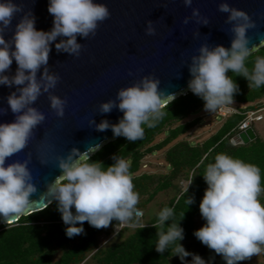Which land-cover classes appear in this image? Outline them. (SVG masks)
<instances>
[{
	"label": "clouds",
	"instance_id": "9594fccd",
	"mask_svg": "<svg viewBox=\"0 0 264 264\" xmlns=\"http://www.w3.org/2000/svg\"><path fill=\"white\" fill-rule=\"evenodd\" d=\"M183 2L186 7L193 5V0ZM48 11L54 17L53 27L48 31L38 30L31 11L25 12L16 0H0V85L21 86L7 97L15 120L0 123V223L27 213L32 203L30 196L37 191L29 168L31 153L23 161L5 164L7 158L29 145L34 130L46 120V114L33 106L34 103L47 93L57 116L65 115L67 99L51 91L60 80L59 74L48 66L52 43L61 37L55 43L57 52L78 57L84 44L79 43L77 37L87 40L94 36L99 25L111 15L107 4L98 0H49ZM218 11L228 14L225 22L230 25V47L204 43L187 63L191 75L188 89L204 101V110L208 113L234 102V95L240 89L233 75H228L229 71L246 78L249 88L264 86V57H256L251 70L246 65L247 59L257 51L253 45L249 46L251 37L248 35L249 30L256 27L255 21L246 10L227 0L218 4ZM18 13L24 14L11 38L6 39L5 32L12 27V20ZM192 20L204 25L210 22L198 7L192 8L191 15L186 16L183 23L187 25ZM145 32L148 35L156 33L153 21H147ZM13 60L18 67L14 75H8ZM42 67L43 73L38 76ZM160 84V78L148 74L119 88L115 98L99 106L100 113L118 108L123 113L119 122L104 119L97 124L92 117L90 125L101 132L111 128L114 137H124L129 142L141 140L145 126L153 128L164 117L165 99L175 97V94L166 96ZM112 159L114 163L106 168L96 162H84L76 148L67 156L57 157L61 175L47 184L45 194L57 202L67 226V236L84 233V222L100 229L109 227L115 220L121 223L120 229L133 219L139 222L142 217L143 212L137 209L139 193L134 190L128 162L118 155ZM41 163L47 164V161L41 160ZM203 177L207 188L199 208L205 223L194 231L195 237L221 256L226 264H238L259 255L264 251V202L259 199L264 187L259 169L220 153L207 165ZM187 203L191 205L194 199L189 197ZM156 215L152 226L157 229L155 250L158 253L163 255L171 251L182 264H208L201 255L188 251L181 243L185 230L180 221L185 214L179 223L174 221L172 207L165 206ZM168 221L171 223H166ZM189 256L191 261L186 259Z\"/></svg>",
	"mask_w": 264,
	"mask_h": 264
},
{
	"label": "water",
	"instance_id": "95a60500",
	"mask_svg": "<svg viewBox=\"0 0 264 264\" xmlns=\"http://www.w3.org/2000/svg\"><path fill=\"white\" fill-rule=\"evenodd\" d=\"M25 12L31 11L36 18V28L48 31L53 27L54 17L48 11L49 0H16ZM107 4L110 17L102 22L94 36H78L84 44L80 55L72 56L67 52H57L55 43L51 46L48 66L60 76L57 86L51 91L67 99L65 115L57 116L50 106L45 93L34 103L46 114V120L34 130L29 145L21 152L6 159L5 164L16 160L23 161L32 154L29 164L36 183L37 191L30 196L32 201L27 213L21 214L7 223L16 222L22 215L43 210L53 202L46 197L47 184L61 175L57 157L76 148L84 161L97 149L117 139L111 128L101 132L90 125L94 117L97 124L107 119L118 123L123 113L114 108L110 113H100L101 102L115 98L119 88L131 85L143 76L152 74L161 79L160 88L165 95L179 97L190 92L188 81L191 79L189 66L191 56L198 52L200 45H224L230 47L232 35L230 25L225 21L227 13L218 11L222 0H193L186 7L183 0H98ZM231 5L246 10L256 23L250 29V47L257 50L264 47V0H227ZM198 7L201 14L210 18L207 25L197 24L195 20L183 23L190 16L192 8ZM24 13H18L12 20V27L5 32L10 39L16 24ZM155 23L156 33L145 32L147 21ZM199 32V35L196 33ZM18 65L13 60L6 74L14 75ZM43 67L39 75H42ZM17 87L0 85V123L12 122L16 116L7 104V97ZM165 99L164 104L175 99ZM203 107H200L197 114ZM7 109V111H2ZM194 113V114H195ZM244 144L256 139L257 134L249 127L240 132ZM99 145V148H97ZM47 161V164L41 163ZM43 208V209H42Z\"/></svg>",
	"mask_w": 264,
	"mask_h": 264
},
{
	"label": "trees",
	"instance_id": "16d2710c",
	"mask_svg": "<svg viewBox=\"0 0 264 264\" xmlns=\"http://www.w3.org/2000/svg\"><path fill=\"white\" fill-rule=\"evenodd\" d=\"M258 56L264 57V47L247 59L246 65L250 70ZM228 75H233L239 84L240 90L234 95V100L247 106L228 116L222 126L204 141L193 144L186 139L179 140L199 123L197 117L190 121L187 118L200 107L204 108V101L189 92L164 105V117L153 128L145 126V135L141 140L129 142L124 137H118L84 161L96 162L106 168L114 163L112 157L118 155L128 162L134 190L139 193L137 209L143 212L139 222L133 219L125 223V227L116 231L112 242L102 246L98 234L105 231L111 233L121 223L113 220L109 227L97 229L84 222V233L69 237L57 202L53 201L43 210L22 215L14 223L0 225V264H87L91 259L95 264H177L171 251L161 255L155 250L157 229L152 224L156 222L159 210L165 206L172 207L176 223L185 214L180 221L185 230L181 243L195 237L196 217L201 216L199 204L207 188L203 173L217 154L226 153L257 167L264 187V140L257 132L256 139L248 144L238 138L239 125L246 118V112L264 107V86L249 88L246 78L235 76L231 71ZM161 134L165 137L155 142ZM235 137L237 143L234 142ZM165 147H168L165 158L169 171L162 176L143 171L145 157ZM179 178L190 182L187 188L179 184ZM165 190H171L172 199L148 219L147 206L159 192ZM189 197L194 199L191 205L187 203ZM259 199L264 202V191ZM130 226L135 227L134 230L131 231ZM58 250L61 256L55 261Z\"/></svg>",
	"mask_w": 264,
	"mask_h": 264
},
{
	"label": "rangeland",
	"instance_id": "374dc122",
	"mask_svg": "<svg viewBox=\"0 0 264 264\" xmlns=\"http://www.w3.org/2000/svg\"><path fill=\"white\" fill-rule=\"evenodd\" d=\"M191 92V91H190ZM264 104V99L262 101ZM247 104H240L236 100L232 103L224 104L220 106L215 112L208 113L202 108L197 114L195 113L197 110L192 112V116L187 118V121H190L194 118H199V123L197 126H195L191 131H189L185 136L180 137L179 140L186 139L191 141L193 144H198V142L204 141L206 138L210 137L212 134H214L224 123L226 118L230 116L232 113L236 112L237 109L246 107ZM195 113V114H194ZM219 113H222L223 115H219ZM196 118V119H197ZM252 128L255 132L258 133L259 137L264 140V111L262 112V119L261 121H256L252 125ZM165 137V134H161L157 137L155 142H159ZM236 137L234 138V142H236ZM252 142V141H251ZM237 143V142H236ZM100 149V148H99ZM97 149L96 151H98ZM168 147L156 150L154 153L148 154L144 159V166L143 171H149L152 173H155L157 176H162L166 174L169 171V166L165 158V153ZM180 185L184 188H187V186L190 184L189 181L179 178ZM171 190H165L162 192H159L153 201L149 203V205L146 208V212L148 213V219L154 216L156 213V210H158L163 204H167L172 199ZM205 223L202 216L196 217V230L203 226ZM125 225V224H123ZM126 226V225H125ZM120 228V227H119ZM135 227L130 226L131 231L134 230ZM118 230V227H115V230L111 233L108 232H101L98 234V239L100 244L103 246L108 245L110 242H112L113 238L116 236V231ZM130 232V230H129ZM128 234V233H125ZM185 248L190 251L197 253L201 255L206 261H208V264H216L219 262H225L221 256L216 255L212 252L207 246L202 244L196 237H194L192 240L186 242L183 244ZM206 251H203V250ZM61 256V251L58 250L57 253L54 256V260L56 261ZM177 260V264H182V261L179 259L178 256H175ZM188 261H191V256L186 258ZM87 264H95L94 260H90ZM238 264H264V251H262L259 255H253L250 259L240 261Z\"/></svg>",
	"mask_w": 264,
	"mask_h": 264
},
{
	"label": "built area",
	"instance_id": "2783aa9c",
	"mask_svg": "<svg viewBox=\"0 0 264 264\" xmlns=\"http://www.w3.org/2000/svg\"><path fill=\"white\" fill-rule=\"evenodd\" d=\"M264 107L258 108L257 110H248L246 112V118L239 125V130L244 131L247 128L251 127L253 122L260 121L262 119V112ZM142 213V211H140Z\"/></svg>",
	"mask_w": 264,
	"mask_h": 264
}]
</instances>
